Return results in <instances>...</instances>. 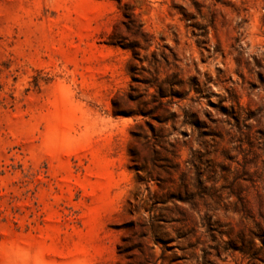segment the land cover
Here are the masks:
<instances>
[{
    "label": "rangeland",
    "instance_id": "374dc122",
    "mask_svg": "<svg viewBox=\"0 0 264 264\" xmlns=\"http://www.w3.org/2000/svg\"><path fill=\"white\" fill-rule=\"evenodd\" d=\"M0 264H264V0H0Z\"/></svg>",
    "mask_w": 264,
    "mask_h": 264
}]
</instances>
